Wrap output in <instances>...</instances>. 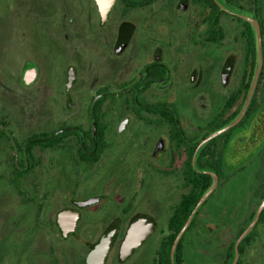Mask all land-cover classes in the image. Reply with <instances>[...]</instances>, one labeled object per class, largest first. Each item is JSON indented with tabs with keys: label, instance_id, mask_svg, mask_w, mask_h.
Instances as JSON below:
<instances>
[{
	"label": "flooded vegetation",
	"instance_id": "af4514ba",
	"mask_svg": "<svg viewBox=\"0 0 264 264\" xmlns=\"http://www.w3.org/2000/svg\"><path fill=\"white\" fill-rule=\"evenodd\" d=\"M91 2L79 26L77 17L60 23V44L73 59L66 63L60 95L49 87L40 91V67L29 53L22 70L25 87H38L33 100L63 99L70 110L87 100L86 119L77 123L76 112L68 110L58 127L25 137L24 112L21 131L15 128L19 139L12 127L18 117L0 112V180L11 208L30 207L35 226L44 229L38 254L27 264H90L92 249L107 233L112 242L104 264H128L153 235L164 233L140 263L163 264V241L182 229L189 218L184 216L215 183L175 260L189 264L190 247L203 263L216 255L222 264L234 247V260L236 240L264 200V0H116L106 19ZM253 21L260 25L262 57ZM83 67L88 86L82 85ZM258 67L245 115L201 146L242 111ZM70 70L76 78L69 87ZM218 85L222 89L210 97L206 86ZM35 134L46 139L29 142ZM128 168L135 171L132 178H126ZM95 180L103 190L79 198L88 186L94 189ZM157 182L164 189L159 209L139 191ZM141 217L153 223V232L127 250L130 224ZM191 233L202 240L192 243ZM249 235L237 264H264V209ZM67 243H75L76 251Z\"/></svg>",
	"mask_w": 264,
	"mask_h": 264
},
{
	"label": "rangeland",
	"instance_id": "374dc122",
	"mask_svg": "<svg viewBox=\"0 0 264 264\" xmlns=\"http://www.w3.org/2000/svg\"><path fill=\"white\" fill-rule=\"evenodd\" d=\"M91 5V0H0V112H11L14 118L18 117V121H14L12 127L19 139L21 137L15 128L18 132L21 131L20 118L24 112L25 137L32 131L58 127L63 121L60 120L63 112L68 110L76 112L77 123H82L86 119L88 104L85 101L87 100H80L81 104L78 102L77 106L71 110L68 109L63 99H58L55 103L47 101L48 97L33 100L36 96L34 92L38 90V87L36 89L25 87V76L22 78V70L25 66V54L29 53L40 67V79L42 78V81H39L40 91L44 92L47 90L46 87H49L54 91V96L60 95L64 90L66 63L73 60L66 55V49L60 44L59 36L62 32L60 23L66 18L77 17L79 26L90 13ZM46 62L50 64L48 69L44 68ZM81 75L82 85L87 83L86 86H88L90 79L88 70L83 67ZM98 77L102 78L100 74ZM95 89L87 94L88 100L94 94ZM219 89H222L219 85L218 87L206 86V92L212 98L217 95ZM116 114L117 109L111 110V115L115 117L111 119L112 129L117 127L118 114ZM28 115H30V120ZM80 116L82 118H79ZM124 173L126 178H132L135 175L133 168L126 169ZM5 184L0 180V264H22L23 262L27 264L29 258L38 254L36 249L38 245H41L38 240L44 229L35 226L34 213L30 207L15 210L11 208L9 196L6 194L8 187ZM93 184L94 189L88 186V189L78 193V197L84 199L103 190L98 180L93 181ZM139 191L152 199L155 207L159 209L164 195V189H161L159 182L154 186L148 183ZM162 220H165V217ZM163 235L164 233L153 235L136 251L128 264L143 263L151 255L153 244L160 243ZM199 238L190 234L192 243H196L198 239L202 240L201 237ZM209 246L213 250V244ZM64 247L72 251L73 249L76 251L77 248L75 243H67ZM262 248L263 245L258 246L257 255L261 254ZM194 253L197 254L196 249L190 247L188 255L193 258H190L189 264H222L216 255L206 257L203 263L193 256Z\"/></svg>",
	"mask_w": 264,
	"mask_h": 264
},
{
	"label": "water",
	"instance_id": "95a60500",
	"mask_svg": "<svg viewBox=\"0 0 264 264\" xmlns=\"http://www.w3.org/2000/svg\"><path fill=\"white\" fill-rule=\"evenodd\" d=\"M96 2H97L101 16L103 17V19H106L111 8L115 4L116 0H96ZM253 23H254V26H255L257 33H258V38H257L258 39V49H259V54H261V57H262V38H261L260 25L258 22H255V21H253ZM260 70H261V68L258 67L256 75H255V82L249 91L245 106L242 109V111L239 113V115L233 121H231L230 123L226 124L225 126L219 128L218 130L214 131L210 136L205 138V140H203V142L201 143V146H203L206 142L212 140L213 138L219 136L220 134H222L223 132L228 130L231 126L235 125L237 122H239L242 119V117L245 115L248 108L250 107L253 96L255 94L257 79H258ZM75 78H76L75 72L73 70H70L69 71V83H68L69 87L73 84ZM15 144H16V142H15ZM215 187H216V183L214 185H212L203 194V196L201 197V199L197 203L195 209L192 211L189 218L187 219L185 225L182 227V229L178 233V235L175 239L174 245H173V249H172L173 264H176L175 253H176L177 246H178L181 238L183 237V235L187 231L188 227L190 226L191 222L193 221V219L197 215L200 207L204 204V202L207 200V198L211 195V193L214 191ZM263 209H264V200L262 201L260 207L258 208L252 222L247 226V228L237 238L236 243H235L236 255H235V258L231 264H237L238 259H239L240 242L252 231V229L256 225ZM153 228H154L153 223H147V220L144 217L136 218L130 224V227L128 229L127 237L125 240V245H126L127 250H132L133 247L139 246L141 243H143L150 236V234L153 232ZM111 242H112V235L109 233L105 234L104 237L100 240V242L97 243L94 246V248L92 249V251L89 255L90 264H104L106 256H107L109 249H110Z\"/></svg>",
	"mask_w": 264,
	"mask_h": 264
},
{
	"label": "trees",
	"instance_id": "16d2710c",
	"mask_svg": "<svg viewBox=\"0 0 264 264\" xmlns=\"http://www.w3.org/2000/svg\"><path fill=\"white\" fill-rule=\"evenodd\" d=\"M44 139H46V136H43V135H39V134H35L33 137H31V138H29V142H31V143H40V142H42ZM44 142H46V143H49V141H44ZM200 195H201V193H200ZM196 201H198V198H196L195 200H194V202H196ZM192 210V206H191V208H190V211ZM187 217H189V216H184V219L185 218H187ZM182 224H183V222L182 223H180V227L182 226ZM179 231V228L176 230V232H174L173 234H171V235H169L164 241H163V243H164V250H163V260H164V262L165 263H163V264H172V262H171V258H170V250H171V247H172V244L174 243V241H175V239H176V237H177V235H178V233L180 232H178ZM242 233V232H241ZM240 235V234H239ZM249 234L245 237V241H244V243H240V246H239V249L241 250V249H243V247H244V245H246L247 243H245V242H247V240L249 239ZM234 245V243L232 244V246ZM231 249H232V252L229 254V258H228V260L227 261H225L223 264H231L232 263V260H233V257H234V247H231ZM178 264H180L179 263V261L177 262Z\"/></svg>",
	"mask_w": 264,
	"mask_h": 264
}]
</instances>
